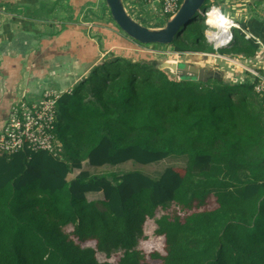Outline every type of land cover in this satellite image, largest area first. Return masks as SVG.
Wrapping results in <instances>:
<instances>
[{"label":"trees","instance_id":"1","mask_svg":"<svg viewBox=\"0 0 264 264\" xmlns=\"http://www.w3.org/2000/svg\"><path fill=\"white\" fill-rule=\"evenodd\" d=\"M208 2L178 31L176 52L215 53L199 18ZM119 29L97 35L103 49L135 46ZM234 30L222 49L255 56L259 44ZM129 52L58 99L57 155L0 154V264H264V102L254 83L188 80ZM171 155L187 165L159 177L85 168ZM152 219L163 243L145 252Z\"/></svg>","mask_w":264,"mask_h":264},{"label":"crops","instance_id":"2","mask_svg":"<svg viewBox=\"0 0 264 264\" xmlns=\"http://www.w3.org/2000/svg\"><path fill=\"white\" fill-rule=\"evenodd\" d=\"M96 2L97 0H0V129L7 121L10 106L19 88L29 87L31 82L37 83L34 89L44 85H56L59 82L73 87L74 84H67L69 80L75 78L73 75L79 74L81 69L87 72L89 66H93L98 61L101 51L107 52L118 47L113 45L103 49L104 38L100 39L101 43L99 41L96 43L93 37L106 35V31L103 30L106 27L97 26V23L92 26L86 23L82 26L84 22L79 20V15L89 6L96 5ZM123 2L133 18V13L141 19L143 13H147L153 23L160 24V3L157 0H123ZM246 2L247 0H212V4L220 6L229 17L234 19L243 17V21L239 23L255 37L260 38L264 44L263 16L259 14L245 21L242 10L238 11V6L242 7L239 4L247 5L249 10L250 5ZM32 11L38 14L34 15L38 16L34 19L37 21L35 23L31 21ZM54 16L59 18L58 23L48 25L47 21ZM62 23L66 26L60 31L59 24ZM82 45L85 48H80ZM211 56L215 55L210 54L209 57ZM217 59L215 56L198 62V65L216 69L215 64L219 62ZM220 69L217 71H220L224 78V69ZM226 73L230 75L237 72L227 69ZM75 176L70 174L68 179H73Z\"/></svg>","mask_w":264,"mask_h":264},{"label":"built area","instance_id":"3","mask_svg":"<svg viewBox=\"0 0 264 264\" xmlns=\"http://www.w3.org/2000/svg\"><path fill=\"white\" fill-rule=\"evenodd\" d=\"M153 1V0H151ZM160 3V18L173 17L179 10L183 0H157ZM223 13L220 6H212L209 14L215 15L216 11ZM226 15V14H225ZM229 27L213 26L207 24V38L215 49L230 47L235 40V28L241 29L247 39H254L259 44L260 50L255 56L244 54L219 53V59L231 62L240 71L245 72L250 83H254V90L264 102V44L236 19L229 17ZM229 21V20H228ZM243 26V27H242ZM212 31L217 35H210ZM263 51V52H262ZM261 55V56H260ZM244 82L243 80H240ZM73 87H59L58 85H44L39 89L29 87L19 88L17 96L11 104L7 121L0 129V154H11L24 149L48 150L57 155L62 148L57 130L58 124V99L64 92L71 93Z\"/></svg>","mask_w":264,"mask_h":264},{"label":"rangeland","instance_id":"4","mask_svg":"<svg viewBox=\"0 0 264 264\" xmlns=\"http://www.w3.org/2000/svg\"><path fill=\"white\" fill-rule=\"evenodd\" d=\"M250 6H249V10L247 8V5L245 4H239L240 6H242L244 9H241L242 7L238 6V11L242 10L243 16L245 17V21H248L249 19H251L252 16H256V15H261L264 18V0H247V2ZM212 0H209V2L207 3V5L205 6V8L203 9V11L201 12L199 18L200 20H206L207 22V18L211 17V14H209V10L212 7ZM7 10V8H6ZM226 11V9H224ZM232 10V9H231ZM235 10V8H234ZM246 10V11H245ZM246 12V14H245ZM236 13V12H235ZM34 15H38L37 12L32 11L31 12V18H32V23H35L37 21H34V19H36L38 16H34ZM134 18H136L137 20H139L140 22H142V24H144L147 27L150 28H157V26H164L166 24V22L168 21V17H161L160 20V24H156L153 23L150 19V16L147 15V13H143L142 15V19L135 13H133ZM205 17H207L205 19ZM58 17L54 16L53 19H49V21H47L48 25L49 24H57L58 23ZM68 20H70L69 17H67ZM237 21L241 22V20L243 21V17L242 18H235ZM262 19V18H261ZM79 20L82 23V26H85L86 23H88V26H92L95 23H97V26L100 27H106L104 29H111V27L115 28V27H119L115 20L113 19V16L111 14L110 8L107 5L106 0H97L96 5H91L89 6V8L87 10H85L83 13H81L79 15ZM264 20V19H263ZM210 21V18H209ZM209 26V25H208ZM243 27V26H242ZM159 28V27H158ZM162 28V27H160ZM212 28H208L207 30H211ZM248 30V29H247ZM120 32L121 35L123 36H127V34H125L124 31H122L121 29L118 30ZM235 31V30H234ZM111 32H116L115 30H112ZM128 37V36H127ZM95 42L97 43V41H99L101 43V40L98 38V36H94L93 37ZM131 40V38H129ZM132 41V40H131ZM135 41V40H134ZM135 45L134 47L130 46V47H122V46H114L116 48L111 49L110 51L108 50L107 52L101 51L102 54H100V57L98 59L97 62H95L93 64V66H89L87 72L84 71V69H81L79 74H75L73 75V77H75L73 80H69L67 82V84H71L73 85V90L79 85L80 81L85 77V75H87L88 73L90 74V72L93 70L94 67H96L97 65H101L102 62H104L107 59L112 58L113 56H115V54L117 53H121V54H125L127 50H129L131 53H133L135 55V57L137 55H139V53L141 51H144L143 53H146L144 55V59L147 60H151L153 63L156 64L157 63H161L164 61H182V62H186V63H193L195 65H198V62L200 63L203 60L209 59V58H213L216 56V58H218L217 60L219 62H216L217 64H215V70H219L220 68L224 69V78L223 80H225L226 82H236V81H248V77L245 76V72L240 71L236 68V66H234L231 62H227L224 61L223 59H219L218 57V52L222 53V51L224 52H228V54H231V50L230 49H220L219 51H217L215 49V53L213 55L215 56H211L209 57V55L205 54V56L202 55V53H191V52H186V53H179L175 51V47L171 44H161V43H150V44H143L141 42L135 41L133 42ZM129 52V53H130ZM263 52V51H262ZM198 54L202 55L199 56ZM207 55V56H206ZM264 58V52H263V56ZM137 59L133 58V61L135 62ZM203 67V66H202ZM92 68V69H91ZM168 69V72L174 76H178L180 77L177 73L173 72L170 68H166ZM212 69V68H210ZM220 69V70H222ZM227 69L232 70L237 72L235 74H230L227 75L229 73H226ZM70 71V69H69ZM90 71V72H89ZM59 72V71H58ZM88 74V75H89ZM226 74V75H225ZM59 75V74H58ZM64 77V75H61V77ZM84 76V77H83ZM222 79V78H221ZM215 79H210L209 81H207L209 83V85H214L213 81ZM32 85V86H31ZM30 87L33 88L35 86H37L36 82H31ZM59 87H65L67 86L66 84H64L63 82H59L58 84ZM188 163V156L187 155H171L168 158L162 160V161H158V162H154V163H150V164H142V163H138L135 161H126L124 163L115 165V166H103V167H88V165H85V168H89V170L91 171V173L94 174H108V175H113L110 176V178L114 177L115 175H121L124 172H128L130 170H141L143 172H146L147 174L151 175L152 177H159L161 175V173L164 171V169L167 166H175V167H185ZM79 170H76V173H78ZM88 197L90 199H103L104 198V194L103 192H90L88 193ZM168 211V209L163 210L160 209L159 213L162 214L163 212ZM156 226L154 223V220H148L146 222V224L144 225V235L145 238H142L139 242V247L140 249H142L145 252H151L153 250L159 249L163 243L162 239L158 236L155 235L154 230H155ZM100 258L102 259L103 257L100 255Z\"/></svg>","mask_w":264,"mask_h":264},{"label":"water","instance_id":"5","mask_svg":"<svg viewBox=\"0 0 264 264\" xmlns=\"http://www.w3.org/2000/svg\"><path fill=\"white\" fill-rule=\"evenodd\" d=\"M207 0H183L176 14L169 18L162 28H150L136 21L126 10L123 0H106L113 19L127 36L143 44H171L180 28L200 10ZM161 69L170 68L180 78L207 82L210 79H221L222 73L215 69L202 67L182 61H164L157 63Z\"/></svg>","mask_w":264,"mask_h":264},{"label":"bare ground","instance_id":"6","mask_svg":"<svg viewBox=\"0 0 264 264\" xmlns=\"http://www.w3.org/2000/svg\"><path fill=\"white\" fill-rule=\"evenodd\" d=\"M229 20V21H228ZM210 24H212L213 26H217V27H221V26H226V27H229L230 25V23H231V21H230V19H228L227 18V16L225 15V14H223L222 12L221 13H219V11L217 10L216 11V14L215 15H213L212 16V14H211V17H210ZM210 35H217V33H215V32H212V31H209L208 32ZM199 56H205V54H202V55H200V54H198ZM207 56V55H206ZM180 62V61H179ZM184 63H186V62H184Z\"/></svg>","mask_w":264,"mask_h":264}]
</instances>
